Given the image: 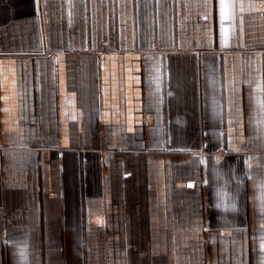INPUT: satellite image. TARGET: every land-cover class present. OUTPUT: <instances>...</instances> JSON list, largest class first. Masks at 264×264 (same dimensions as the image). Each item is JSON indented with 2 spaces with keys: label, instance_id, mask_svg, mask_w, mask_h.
Segmentation results:
<instances>
[{
  "label": "crops",
  "instance_id": "0c3cea01",
  "mask_svg": "<svg viewBox=\"0 0 264 264\" xmlns=\"http://www.w3.org/2000/svg\"><path fill=\"white\" fill-rule=\"evenodd\" d=\"M0 264H264V0H0Z\"/></svg>",
  "mask_w": 264,
  "mask_h": 264
}]
</instances>
